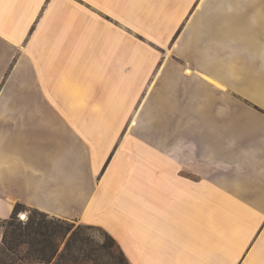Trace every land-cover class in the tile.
<instances>
[{
	"label": "crops",
	"instance_id": "1",
	"mask_svg": "<svg viewBox=\"0 0 264 264\" xmlns=\"http://www.w3.org/2000/svg\"><path fill=\"white\" fill-rule=\"evenodd\" d=\"M89 109H145L143 151ZM17 203L131 264H264V0H0V220Z\"/></svg>",
	"mask_w": 264,
	"mask_h": 264
},
{
	"label": "trees",
	"instance_id": "2",
	"mask_svg": "<svg viewBox=\"0 0 264 264\" xmlns=\"http://www.w3.org/2000/svg\"><path fill=\"white\" fill-rule=\"evenodd\" d=\"M21 207L24 206L15 204L11 215L1 220L0 264H9L6 251L31 263L56 259L55 264H131L119 243L106 230H102L101 243L93 242L86 232L94 225H75L72 220L35 208L22 220L18 216Z\"/></svg>",
	"mask_w": 264,
	"mask_h": 264
},
{
	"label": "rangeland",
	"instance_id": "3",
	"mask_svg": "<svg viewBox=\"0 0 264 264\" xmlns=\"http://www.w3.org/2000/svg\"><path fill=\"white\" fill-rule=\"evenodd\" d=\"M156 115L158 116L157 113H153L152 120H154V116ZM88 116L97 119L99 121L110 122V123H114V125L119 126V137L116 144L120 142L119 143L120 153H124L123 148L126 147L125 145H127L129 138L137 139L136 142L137 144L135 146L136 152L143 151L144 146L143 144H141L145 134L143 129V122L147 120L145 118V109H89ZM133 120H135L136 125L129 127L128 126L129 123L132 122ZM116 152H118V150ZM30 210L31 208L29 207H21L18 211V216L20 214H24L25 217L22 220H25L27 216L30 214ZM0 224H1V220H0ZM74 224L77 225L83 223H78L77 221H74ZM84 225H89V224H84ZM94 226L95 227L93 229L87 230L86 233L93 240V242L101 243L104 240L102 230H106V229L101 226H97V225ZM6 254L9 264H34L31 262H25L23 260H20L18 258L20 255L16 256L15 253L11 251H6ZM55 262L56 259H52L50 262H39V263L55 264Z\"/></svg>",
	"mask_w": 264,
	"mask_h": 264
},
{
	"label": "bare ground",
	"instance_id": "4",
	"mask_svg": "<svg viewBox=\"0 0 264 264\" xmlns=\"http://www.w3.org/2000/svg\"><path fill=\"white\" fill-rule=\"evenodd\" d=\"M185 73L190 74V73H191V70H190L189 68H186V69H185ZM131 123L134 124V123H136V122H135V120H133Z\"/></svg>",
	"mask_w": 264,
	"mask_h": 264
},
{
	"label": "built area",
	"instance_id": "5",
	"mask_svg": "<svg viewBox=\"0 0 264 264\" xmlns=\"http://www.w3.org/2000/svg\"><path fill=\"white\" fill-rule=\"evenodd\" d=\"M19 217H20L21 219H23V218L25 217V215H24V214H20ZM34 264H44V263H39V262H38V263H34Z\"/></svg>",
	"mask_w": 264,
	"mask_h": 264
}]
</instances>
